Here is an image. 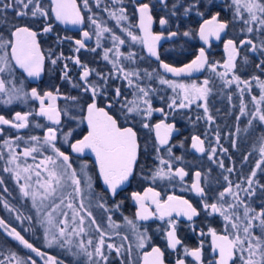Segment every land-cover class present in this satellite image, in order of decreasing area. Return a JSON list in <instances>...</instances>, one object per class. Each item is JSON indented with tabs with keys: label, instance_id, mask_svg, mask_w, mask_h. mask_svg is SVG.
Listing matches in <instances>:
<instances>
[{
	"label": "snow or ice",
	"instance_id": "1",
	"mask_svg": "<svg viewBox=\"0 0 264 264\" xmlns=\"http://www.w3.org/2000/svg\"><path fill=\"white\" fill-rule=\"evenodd\" d=\"M103 2L95 0V7L101 8ZM157 4L165 11L158 23L167 32L166 36L164 32L154 33L152 30ZM214 7L217 5L205 4L203 0H187L186 3L174 0L171 6L170 0H157L156 4L151 0H111L110 6L102 11L115 22V27L127 40L146 48L148 55L159 62L158 67L165 73L180 77L207 70L220 81L222 89L235 86L240 102L235 131L228 133L229 137H234L230 146L239 150L241 133L247 139L255 137L253 151L258 158L240 182L234 184L229 175H223L233 173L234 168L226 166L224 159L217 155L219 151L232 159L229 148L221 143L219 131L215 132V146H206L205 138L192 135L191 149L201 155L207 154V159L222 170L226 183L222 190L215 191L199 170L194 172L190 184L185 182L189 171L182 166L184 157L174 151L184 148L185 144L183 141L179 144L173 142L174 134L180 129L176 122H169V116L179 115L186 117L193 126L199 121L208 126L215 124L209 108L214 83L211 77L205 78L202 84H186L168 79L158 71L154 74L145 70L141 75L138 69L126 68L125 61L136 63V53L121 51L126 39L107 26V21L97 20L90 0H82V7L77 0H0V106L10 109L16 103L38 104L28 111L13 110L11 115L0 114V136H5L9 129L17 133L0 144V148L8 152V166L3 171L15 181L20 197L31 202L36 220L44 229L47 246L64 249L75 264H110L113 253L120 264H135L132 241L127 234L121 235L119 229L122 225L113 220V215L120 212L124 204V199L120 198L122 193L134 181L150 184L179 182L182 191L198 198L192 201L168 195L162 200L160 192L151 186L144 188L143 192L132 191L127 198L136 207L135 216H124L123 220L135 237L136 249H144L151 241L147 227L137 222L159 220L161 224L157 230L162 233L166 248L175 255V264H264V183L258 178V173L264 177V0H230L227 7L232 11L231 20H222L220 12L216 11L210 19L203 20L198 31L189 29L181 33L179 23H176V30H170L173 18L180 21L181 17L189 18L193 14L203 18L205 12L202 9L212 13ZM133 17L135 23L130 22ZM86 23L92 31L82 30L80 39L57 34V24L82 26ZM230 24L233 28L239 24L240 34L223 39L226 54L223 63L210 61L205 47H200L195 59L184 67H173L161 60L158 51L161 40L198 36L204 45L210 47L212 38L221 41L222 36H227ZM136 28L139 34L134 31ZM42 36H55L58 47L70 42L72 55L65 56L63 51L57 52L56 49H50L46 55L41 48ZM93 38L95 47L89 48L86 42ZM104 39L111 40V47L103 48L102 53V59L111 65L107 73L90 67L80 56L82 50L96 53L102 48ZM46 61L53 70L59 69L61 81L78 90L76 95L61 94L59 86H54L55 92L41 90L39 85L30 90L26 88L24 78L40 80ZM70 63L79 69L76 80L70 76ZM246 67L252 71L243 78L238 73ZM154 75L160 85H166L174 93L166 108L154 106L155 89L143 83L145 77L151 81ZM111 81H122L123 85H113ZM125 88L130 91L126 93ZM254 88L259 89L258 95L253 94ZM245 96L250 97L251 109ZM58 99L68 101L64 109L57 106ZM227 99L231 103L232 94H228ZM193 105L202 109V114L197 113L194 119L190 115ZM156 114L159 119L153 122ZM34 117L44 118L47 124L34 122ZM242 118H247L243 128L240 127ZM81 125H86V134L77 138L74 133ZM30 127L43 128V136L31 135L24 141L27 146L17 152L18 142L23 140L20 131ZM141 135H154V141L142 147ZM203 135L207 137L208 131ZM60 140L70 153L57 146ZM45 151L51 154L45 155ZM89 153L95 157L98 172L95 177L89 174L86 159L81 160L79 169L73 167L72 154L84 158ZM252 154L243 155V162L248 163ZM37 156L41 157L38 162ZM3 158L0 152V159ZM29 158L34 163H27ZM95 181L103 185L98 196ZM4 185L5 181L0 179L2 191L9 193ZM85 199H88L87 207ZM93 200L97 208L108 214V229L112 231H106L93 215ZM257 200L260 203L254 206ZM0 204L9 213L16 212L15 219L21 224L24 220L31 224L32 216H22L3 197H0ZM214 224L219 226L214 227ZM141 227H144L143 231ZM183 227L197 237L196 246L190 247L179 235ZM0 228L23 248L41 257L44 264H63V261L34 247L2 218ZM93 228L95 238L90 235ZM113 236L122 242L115 243ZM208 241L211 256L206 260L204 246ZM142 259L143 264H165V251L154 246L143 254ZM0 264H37V261L32 256L25 258L12 252L0 258Z\"/></svg>",
	"mask_w": 264,
	"mask_h": 264
},
{
	"label": "flooded vegetation",
	"instance_id": "2",
	"mask_svg": "<svg viewBox=\"0 0 264 264\" xmlns=\"http://www.w3.org/2000/svg\"><path fill=\"white\" fill-rule=\"evenodd\" d=\"M145 2H148V0H145ZM153 4L157 3V0H151ZM174 2V0H170V6L171 3ZM175 2H187V0H175ZM205 4H214L217 5V7H214L212 10V13H209L205 9H202V11L205 12V15L203 18L196 16L193 14L189 18H183L181 17L180 21H176V18H173V23L171 25L170 30H176V23H179L180 25V32L182 33L185 30L189 29H195L198 31L199 25L203 23L204 19H210L211 14H215L216 11L220 12V18L222 20L232 19V11L230 8L227 7L228 4H230V0H203ZM77 3L81 5L82 7V0H77ZM111 4V0H104V2L101 5V8L95 7V0H90V5L93 8V12L95 13V16L98 21L104 22L107 21V26L113 28L116 34L121 35L122 38L126 37L123 36V33L120 32L118 28L115 27V22L108 19V15L106 12L102 11L104 7H108ZM129 11H131V7L129 6ZM165 14V11L160 8V6L157 4V7L154 10V16L156 17V22L152 26V30L154 33H161L164 32L165 36L167 35V32L164 29H161L158 18L160 16H163ZM85 15H88V13H85ZM132 23H135L136 20L133 17L131 19ZM57 34L61 37L63 36H71L73 39H80L82 38V30H88L92 31L91 26H89L87 23L82 26H72V25H61L57 24ZM135 32L139 34V29H134ZM240 34V26L237 24L234 28L230 24V30L227 34V36H222L221 41H217L214 38L211 39V46L204 45L202 41L199 40L198 36L195 38H185V37H177L173 38L171 40L165 39L161 40L158 51L160 58L163 62L170 64L173 67H184V65L190 63L193 59H195L196 55L199 53L200 47H205L207 49V53L209 56V60L212 62H220L223 63V61L226 59V54L224 52L223 48V39L232 38L234 35L238 36ZM107 36V34H105ZM41 40V48L42 51L47 55L50 49H56L57 52L63 51L65 56L72 55L71 51V43L65 42L61 46H57L55 43V36H42L40 37ZM88 47H95V38H93L90 41L86 42ZM105 47H111V40L110 39H104L102 40V48L97 49L96 53H92L89 51L82 50L80 53L81 59L88 63L90 67L96 68L98 71H102L107 73L111 69V65L107 64L102 59V53L103 48ZM121 51L127 54L128 52H135L137 55L136 63L135 64H129L127 61L124 62V66L129 69H138L141 72V75H143L144 71L147 70L149 72H153L155 74L156 71H158L161 75L168 79H172L174 81L180 82V83H196L201 84L205 78L211 77L214 83L211 85L213 87V95L210 97V103L209 108L211 111V114L215 118V124L208 126L204 121H199L196 123L195 126H193L191 123H189L188 119L186 117H181L179 115L173 117L169 116V122H176L177 127L180 129L178 134H174L173 142L179 144V142L183 141L185 144L184 148H176L174 149L175 153L177 155H182L184 157L183 165L187 171H189V176L185 178V182L187 184H190L192 180L194 179V172L199 170L202 172L203 177L206 178L207 184L211 186V188L215 190H222L223 186L225 185V181L223 180L222 176V170L217 167L216 164L212 163L207 159V154L201 155L200 153H196L191 149L190 146V137L194 134L201 135L202 138H205L206 140V146H215V132L219 131L221 136V143L224 147L229 148V154L231 155L232 159H228V155H225L222 152L218 151V158L224 159L225 165L230 166L234 168V172L229 173H223V175H229V178L233 181V183L240 182L242 177L246 175L250 169V167L253 166V162L258 158V154L253 151V142L255 140V137H252L251 139H247L243 133L240 134V147L239 150H233L230 146V140L234 137H229V132L235 131L236 126V120L235 117L239 114V93L235 90V86L231 89H222L221 83L218 79L215 78L214 74L208 72L207 70L200 71V72H193L191 76H180V77H174L170 73H165L163 69H160L158 67L159 62L156 61L154 57H151L148 55L147 49L144 48L140 44H132L130 40H127V43L121 47ZM140 57H143V59H140ZM70 67L72 68V71L70 72V76L73 78V80L78 79V73L79 69L75 67V65H72L70 63ZM252 71L250 67H246L245 69L241 70L238 74L241 75L243 78H247L249 73ZM60 71L59 69L53 70V66L46 61L45 63V72L42 74L40 80H28L26 77L24 78L25 86L28 90H30L31 87L40 86L41 90H52L55 92L54 86H59L61 94L63 95H76L78 90L73 89L69 84L63 82L60 80ZM264 78V76H262ZM113 85H123L122 81H111ZM144 84L150 85L153 89H155V93L153 95V104L155 107H165L167 103L169 102V98L174 95L172 90L168 88L166 85H160L158 78L149 81L146 77L143 81ZM126 93H128L130 90L124 89ZM256 88H254V91ZM232 94L233 100L230 103L227 99V95ZM255 94L258 95V92L255 91ZM131 99V95L128 97ZM245 101L249 102L248 106L249 109H251L252 105L250 103V99L248 96H245ZM56 104L59 108L64 109L65 106L68 104V101H65L63 99H58L56 101ZM233 104L235 107H233ZM38 107L37 102H30L29 105H23L20 103H16L11 106L10 109L3 108L0 106V114L5 115H11L12 111H28L30 108ZM187 111V110H182ZM197 113L202 114V109H196L195 105H193V110L190 112V115L195 118V115ZM159 119V114H156L154 117V121L156 122ZM247 118H242V121L240 123V127L243 128L245 126ZM34 122L38 121L42 124H47V121L44 120L42 117H34ZM75 125V122H73ZM209 128L211 130H209ZM208 131L207 137H205L203 134ZM143 132V130H142ZM44 129L43 128H35L30 127V129H24L21 130L19 135H21L24 139H29L31 135H39L43 136ZM86 134V125H81L76 129V133L74 135L79 138V135ZM17 135L15 130H6L5 136H0V141H3L5 138H14ZM256 135H259V130L257 129ZM154 141V135L150 137H145L144 135H141V145L145 143H148L149 145ZM57 146L61 148L62 151L70 153V149L67 147V145L63 144L62 140L57 142ZM26 147V146H25ZM24 146H20L18 152L22 151ZM18 149V148H17ZM0 152H3V148H0ZM248 152H252V156L249 158L248 163H244L242 160V156L246 155ZM73 155V165L79 164L81 160L86 159L89 166V174L93 175L94 177L98 175V172H96L95 169V157L92 156L90 153L86 155L84 158H76L75 154ZM39 157V156H38ZM38 159V158H37ZM4 166L3 161L0 159V175L4 174ZM258 178L261 179V182L264 183V177H261L258 173ZM96 184H99V187H96ZM95 192L98 196L101 192V189L103 188L102 182L95 181ZM153 187L156 191L160 192L161 199L164 200L167 198L168 195H177L181 196L187 199H190L192 201L197 200L198 198L195 197L192 193L188 191H182L181 185L179 182H168V181H157L155 184H150V182L142 181L140 183L133 182L131 186L128 187L126 192H123L121 197L124 199V204L122 206V209L120 212H116L115 214H121L123 216H128L129 218H134L136 207L134 203L128 199L127 197L130 196V193L132 191H140L143 192V189L146 187ZM1 195V194H0ZM260 201H256L254 206H258ZM154 205L152 208L154 209ZM0 215H5L4 211L0 208ZM138 224L147 227V233L151 237L150 243H148L145 246V249L142 251L140 258L138 260H134L135 264H143V254L146 252H150L151 248L154 246L160 247L163 251H165V264H175V255L171 254L170 250L166 248V242L162 239V233L157 230L158 226L161 224L159 220H149L147 222H137ZM214 227H218V224H214ZM144 227H141V229L144 230ZM201 227H204V225H201ZM179 235L185 240V243L188 244L190 247L196 246L198 244L197 237L190 232V230L187 227H183L181 231L179 232ZM210 241L205 243L204 246V253H205V259L207 260L208 257L211 256L210 248L208 247V244ZM54 256V255H53ZM112 256L115 258L114 254ZM111 256V257H112ZM117 259V258H116ZM189 261H191V258H188ZM64 261V260H63ZM66 264V263H64Z\"/></svg>",
	"mask_w": 264,
	"mask_h": 264
},
{
	"label": "rangeland",
	"instance_id": "3",
	"mask_svg": "<svg viewBox=\"0 0 264 264\" xmlns=\"http://www.w3.org/2000/svg\"><path fill=\"white\" fill-rule=\"evenodd\" d=\"M127 41V40H126ZM127 43V42H126ZM189 84V83H188ZM202 84V82H201ZM256 92H258L259 94V89L256 88L255 90ZM255 91H253V94H255ZM257 95V94H256ZM250 99V97H249ZM27 140V139H24L19 141V145L20 146H27L24 141ZM3 141H0V144H2ZM19 148L17 149V152H18ZM3 166L4 168L7 167V157H8V152H7V149L3 148ZM45 155H49L51 154L50 151H45L44 153ZM37 162L38 160L41 158V157H38L37 156ZM27 163H34V161L31 160V158H29L27 160ZM73 167L79 169L81 167V162L78 164H75L73 165ZM0 179H3L5 181V185L4 186H7V181L9 180V182H11V184L13 185V187L15 188V191H16V194L18 195V197L16 195H14L13 193L10 192L9 190V193H5L2 191V188L3 186H0V197H3V199L7 200L8 203L13 207L15 208L22 216H32L33 217V220L31 222V224L29 223V221L27 220H24L23 221V224H21L20 221H17L15 219V216H16V212H12V213H9L7 210H5L3 208V205L0 204V208L4 211V214L6 216V221L7 223L10 225V227H15L17 229V231H20L23 235L24 234H28L30 233L31 235V238L33 239H37V232L40 231L41 235V241H42V244L43 246L47 247L48 249H51L53 251H55L56 255H54V257H56L58 260L60 261H63L61 258L62 257H66L67 259L69 260H72L71 262H66V261H63V264L66 263V264H75L74 260H73V257H71L64 249H61L60 247L58 246H52V247H48L47 244H46V241L44 240V229L42 227L39 226V223L37 222L36 220V217H35V211L31 208V202L28 201V200H24L20 197L19 195V190L16 186V183L15 181L11 178V176L9 175V173H6L4 172L3 175H0ZM8 187V186H7ZM85 187V193H87V188H86V185L84 186ZM94 189H95V185H94ZM96 193V192H95ZM16 197L18 198V200L16 199ZM85 205L86 207L88 206V199H85ZM91 211L93 212V215L97 218L98 222L101 223V226L106 230V231H112L111 229H108V221L106 219L107 217V213H104L103 210L97 208L95 206V200L92 201V207H91ZM123 215L122 214H114L113 215V220H115L117 223L121 224L122 227L119 229L121 235H125L127 234L129 237H130V240L132 241V244H133V251H132V260H138L140 258V255L142 253V251L145 249H136L135 248V237L134 235L131 233L130 229L124 224V220H123ZM13 224V225H12ZM25 228H28L29 230L28 231H24ZM141 231H143V229H141ZM90 235L95 238V232H94V228L93 229H90ZM113 241L117 244H120L122 241L120 240L119 237H116V236H113ZM113 241H110V242H113ZM8 248L10 249V247L8 246L7 243L5 242H2L0 241V251H5L3 253H0V258H3L4 256H7L9 255V253H12V251L8 250ZM7 251V252H6ZM15 253V252H14ZM17 255H19L18 253H16ZM114 254V253H113ZM53 256V255H52ZM115 256V254H114ZM127 257V254L125 253V258ZM42 264H44V260L39 257Z\"/></svg>",
	"mask_w": 264,
	"mask_h": 264
},
{
	"label": "trees",
	"instance_id": "4",
	"mask_svg": "<svg viewBox=\"0 0 264 264\" xmlns=\"http://www.w3.org/2000/svg\"><path fill=\"white\" fill-rule=\"evenodd\" d=\"M7 186H8V189L10 190V192L18 197V195L16 194V191H15V188L13 187L11 182H9V180L7 181ZM17 197H16V199L18 200ZM18 202H19V200H18ZM0 218L4 219L6 221L5 215H2V216L0 215ZM6 223H7V221H6ZM37 234H38L37 239L31 238L30 233L24 234V235L22 234V235L25 237V239H27L30 243H32L34 245V247H36L38 250L44 252L46 255H56L55 251L48 249L47 247L43 246L42 241H41V237H40V235H41L40 231H38ZM0 241L8 244V246L10 247V249L8 248V250L15 252V253H18L19 256H21V257L26 258L28 256H32L34 259H36L37 264H42L40 258L38 256H36L35 253H31L28 249L23 248V246L20 245L17 241H15L11 237L7 236L5 230L2 228H0ZM3 252H5V251H2V250L0 251V253H3ZM61 259L66 261V262L72 261V260L67 259L66 257H62ZM110 264H120V260L116 259L112 256V257H110Z\"/></svg>",
	"mask_w": 264,
	"mask_h": 264
}]
</instances>
